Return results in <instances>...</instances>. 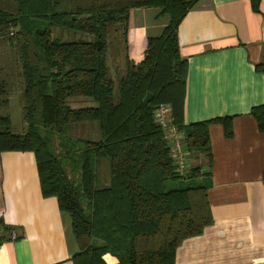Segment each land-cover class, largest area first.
<instances>
[{
    "label": "trees",
    "instance_id": "trees-1",
    "mask_svg": "<svg viewBox=\"0 0 264 264\" xmlns=\"http://www.w3.org/2000/svg\"><path fill=\"white\" fill-rule=\"evenodd\" d=\"M196 1L0 0V40L15 51L18 68V79L0 74V151L34 153L42 195L55 197L70 217L78 246L73 264H174L182 241L213 222L199 167L176 171L154 121V110L169 104L187 150L209 158V125L220 123L224 135H232L231 116L184 122L187 63L177 27ZM258 5L252 0L255 11ZM133 8H159L157 18L169 17L160 35L145 39L138 62L127 52ZM113 27L123 30L121 42H111ZM52 28L90 39H63ZM107 38L110 54L121 52L116 79ZM14 83L21 133L5 111ZM77 98L93 104L71 106ZM251 114L264 134V103ZM79 122H96L100 140L69 135V125ZM103 157L109 160L107 184L97 175ZM0 230L12 234L2 220Z\"/></svg>",
    "mask_w": 264,
    "mask_h": 264
},
{
    "label": "crops",
    "instance_id": "crops-1",
    "mask_svg": "<svg viewBox=\"0 0 264 264\" xmlns=\"http://www.w3.org/2000/svg\"><path fill=\"white\" fill-rule=\"evenodd\" d=\"M136 15L130 11L127 52L138 62L145 39L158 35ZM177 36L187 63L184 122L231 116L232 135L211 123L210 158L189 156L206 181L213 222L182 241L174 264H264V134L251 114L264 103V0L257 11L252 0H197ZM91 104L71 99L73 107ZM76 124L75 136L100 140L96 122ZM0 220L15 234L0 230V264H73L70 217L55 197L42 195L31 151H0Z\"/></svg>",
    "mask_w": 264,
    "mask_h": 264
},
{
    "label": "rangeland",
    "instance_id": "rangeland-1",
    "mask_svg": "<svg viewBox=\"0 0 264 264\" xmlns=\"http://www.w3.org/2000/svg\"><path fill=\"white\" fill-rule=\"evenodd\" d=\"M159 8H136V9H132L131 10V15L134 18V16H137L136 14L139 13L142 15V19L141 22L143 25L150 26L151 24H153V27H150L147 31H149L148 33H151V35L155 34V35H159L163 29V27H165L168 23L169 17L168 15H163L160 16L159 18H154L155 14L159 11ZM132 18V19H133ZM122 32L123 30L121 29V27L118 29L116 27H113L110 29V40L112 43L114 42H121L122 39ZM63 35V39H68V40H79V39H90L88 35H86L85 33H81V32H66V31H60L57 28H52V35ZM108 39V51H107V59L109 60L110 66H111V72L113 77L116 79L119 72L117 71V69L115 68L116 63L119 61V59H121L120 54L121 52H119L117 55H114L113 52H111V44H110V40ZM121 49V46H118V50ZM121 51H123L121 49ZM110 54V57H109ZM134 56H137L134 55ZM141 58V54L139 57L134 59L136 61H138ZM107 60V62H108ZM135 62V61H134ZM108 63V65H109ZM18 70L17 68V57H16V53L13 49H11L10 46H8V44L6 45L5 41L2 39L0 40V74L3 76L4 74L8 76H10L13 79H18L17 77V72H14ZM19 73V72H18ZM17 83H14V87H12V90L10 92V97H9V101H8V107L7 110H5L7 113H9L10 115V119H11V123H12V127L14 132H18L21 133L22 131H24V123L22 121L21 118V101H20V88L19 85H16ZM4 110L1 112H5ZM77 124L75 125H69L68 128V134L75 136V135H80L79 132H77ZM164 136V135H163ZM57 143V142H56ZM97 170L99 173V182L100 183H104L103 178L104 175L107 174L108 178H109V160L106 157H103L99 160V163L97 165ZM103 177V178H102ZM171 184H174V182L172 183H168V187H170Z\"/></svg>",
    "mask_w": 264,
    "mask_h": 264
},
{
    "label": "built area",
    "instance_id": "built-area-1",
    "mask_svg": "<svg viewBox=\"0 0 264 264\" xmlns=\"http://www.w3.org/2000/svg\"><path fill=\"white\" fill-rule=\"evenodd\" d=\"M154 121L164 134V139L169 145L170 155L176 171L185 174L189 168L188 159L191 153L185 147L183 135L173 122L172 108L169 104H160L154 110ZM15 237V234H12Z\"/></svg>",
    "mask_w": 264,
    "mask_h": 264
}]
</instances>
